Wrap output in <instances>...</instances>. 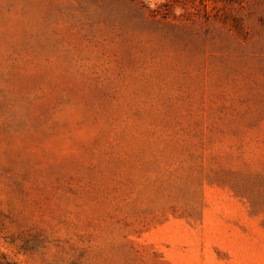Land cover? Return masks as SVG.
Returning a JSON list of instances; mask_svg holds the SVG:
<instances>
[{
  "label": "rangeland",
  "instance_id": "rangeland-1",
  "mask_svg": "<svg viewBox=\"0 0 264 264\" xmlns=\"http://www.w3.org/2000/svg\"><path fill=\"white\" fill-rule=\"evenodd\" d=\"M0 264H264V0H0Z\"/></svg>",
  "mask_w": 264,
  "mask_h": 264
}]
</instances>
